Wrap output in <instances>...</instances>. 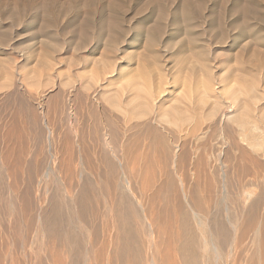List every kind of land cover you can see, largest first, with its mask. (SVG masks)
<instances>
[{"label":"bare ground","instance_id":"1","mask_svg":"<svg viewBox=\"0 0 264 264\" xmlns=\"http://www.w3.org/2000/svg\"><path fill=\"white\" fill-rule=\"evenodd\" d=\"M240 67L234 82L207 67L203 77L151 70L147 85L131 75L110 92L92 76L75 86L67 74L54 91L50 73L43 80L41 71H2L0 179L19 182L24 173L27 187L15 193L27 211L36 183L38 225L64 246L50 264L79 247L60 231L58 204L40 203L51 187L76 195L82 217L89 197L102 196L113 233L108 248L89 247L97 264H264V67L259 77ZM114 69L102 72L112 77ZM27 85L54 88L37 97ZM140 233L150 235L146 253Z\"/></svg>","mask_w":264,"mask_h":264},{"label":"rangeland","instance_id":"2","mask_svg":"<svg viewBox=\"0 0 264 264\" xmlns=\"http://www.w3.org/2000/svg\"><path fill=\"white\" fill-rule=\"evenodd\" d=\"M237 64H243L241 70L251 77H259L264 67V0H0V74L12 68L24 75L41 71L38 76L43 80L46 73L57 79L53 78L54 89L46 86V90L40 87L36 91L27 85V91L35 96L50 89L56 91L67 74L76 79L75 86L86 77H97L95 87L103 86L110 92L126 87L124 80L131 75L137 84L147 85L151 70L161 72L159 75L177 70L185 77L189 69L193 76L203 77L207 67L215 77L231 81L241 66ZM190 65L194 69L190 70ZM130 67L141 69V76L130 73ZM110 68L116 69L112 77L102 72ZM23 174L18 172L19 182L7 175L4 181L0 179V264H50V256L60 257L64 246L52 241L46 226L38 225L36 212L42 194L34 181L28 195L29 211L20 207L23 203L15 192L27 187ZM47 179L59 186V177ZM43 196L42 207L52 202L60 208V231L79 241L75 253L61 254L62 264H97L94 251L89 255V247L94 246L96 253L108 248L112 240L108 241V234L113 233L98 202L102 196L89 197L83 217L76 195L51 187ZM139 236L146 253L145 238L150 235ZM104 264H108L106 259Z\"/></svg>","mask_w":264,"mask_h":264}]
</instances>
